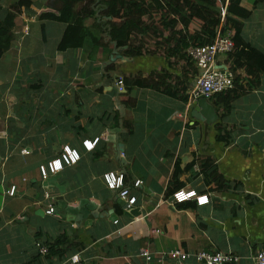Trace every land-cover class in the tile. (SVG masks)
Segmentation results:
<instances>
[{"label":"crops","instance_id":"crops-1","mask_svg":"<svg viewBox=\"0 0 264 264\" xmlns=\"http://www.w3.org/2000/svg\"><path fill=\"white\" fill-rule=\"evenodd\" d=\"M18 1L0 0V20ZM29 1L17 10L11 47L0 58V264H60L75 254L85 264H202L146 262L142 248L224 252L240 256L237 264H252L264 249V68L247 69L235 55H219L216 67L231 71L243 92L226 114L219 99L207 98L218 115L207 125L192 117L194 76L187 100L150 88L119 91L120 78L164 71L178 79L185 64L125 55L126 48L111 40L104 6L87 4L98 10L85 21L87 42L61 51L67 24L45 18L58 15L50 0ZM240 5L250 12L234 17L242 46L264 57V0ZM226 12L227 3L216 37L226 32ZM66 147L77 163H63V170L45 178L48 164L62 159ZM206 161L226 186L208 183L201 172ZM110 173L132 188L137 203L130 209L119 191L108 188L104 177ZM136 181L139 187H133ZM175 185L205 197L204 203L194 198L178 205V190L168 193ZM61 200L98 208L88 220H71L59 208ZM50 206L52 215L46 213ZM37 243L53 250L41 255Z\"/></svg>","mask_w":264,"mask_h":264},{"label":"trees","instance_id":"trees-1","mask_svg":"<svg viewBox=\"0 0 264 264\" xmlns=\"http://www.w3.org/2000/svg\"><path fill=\"white\" fill-rule=\"evenodd\" d=\"M84 0H50L51 8L56 15H47L52 19L67 24L65 34L58 49L82 48L90 34L85 21L96 18V7L104 6V12L111 21L106 24L110 30L111 40L118 47H124L125 55L137 57L141 55H161L173 63L181 61L185 64L183 74L177 78L167 72H153L147 77H126L123 79L126 88L140 87L162 90L165 93L187 100V91L190 80L196 75L197 69L194 61L188 55V48L203 46L211 43L217 36L221 24V8L227 3V15L223 30H234L235 48L231 54L235 55L237 64H244L247 69L254 66L260 71L264 68L263 55L254 49L245 52L242 46L244 40L241 35V25L234 19L236 16H245L248 13L241 7V0H86V5L77 9ZM29 0H19L11 10L6 20H0V58L11 47V32L20 7H29ZM96 7L88 9V5ZM195 25V30L191 28ZM225 32V31H224ZM153 36L154 42L147 40ZM238 60H241L238 62ZM243 60V61H242ZM256 73V72H255ZM172 80V81H171ZM243 92L237 82L233 88L215 95L220 106L226 114L232 103ZM217 126V125H216ZM201 172L209 184L226 186L223 177L214 168L210 161L203 163ZM178 180V171L175 172L173 182ZM180 185L169 188L172 196ZM190 201L178 205L190 204ZM53 250V248H48ZM50 252V251H49Z\"/></svg>","mask_w":264,"mask_h":264},{"label":"built area","instance_id":"built-area-1","mask_svg":"<svg viewBox=\"0 0 264 264\" xmlns=\"http://www.w3.org/2000/svg\"><path fill=\"white\" fill-rule=\"evenodd\" d=\"M221 30H223V28H221ZM234 48V32L228 29L225 34H219L211 43L203 46H192L187 50L188 55L194 61L197 69V73L193 78V85L189 90V98L191 101L195 102L201 98H211L233 88L235 84L234 75L229 70L217 68L216 60L221 54L232 53ZM117 88L120 92L125 90L123 78L118 79ZM91 149L92 145L89 146V150ZM62 159H64V161H62ZM62 159H57L48 164L47 171L43 172L45 178L48 177V172L57 174L63 170V163L67 165L76 164L78 156L75 152L73 153L66 147ZM104 179L109 189L119 191L120 197L126 200L128 209L137 203V198L132 195V188L125 185L122 175L119 176L115 173H110L105 175ZM139 185L140 181H136L133 187H139ZM14 191L15 188H12L10 194H13ZM173 196L176 197L179 203L193 201L194 198L197 199V204H202L205 201V197H194L191 192H186L184 190H179ZM46 198H50V195L46 194ZM46 213L50 215L54 214L55 207L50 206ZM37 247L41 255H45L49 252L48 247L41 243H37ZM139 256L146 262L154 259H172L180 263L194 261L202 264H237L241 260L240 256L230 253L215 251L190 252L183 249H175L166 253H153L149 249L142 248L139 252ZM60 264H85V261L79 254H75ZM252 264H264V249L254 255Z\"/></svg>","mask_w":264,"mask_h":264},{"label":"water","instance_id":"water-1","mask_svg":"<svg viewBox=\"0 0 264 264\" xmlns=\"http://www.w3.org/2000/svg\"><path fill=\"white\" fill-rule=\"evenodd\" d=\"M192 117L198 121L204 122L207 125L216 123L218 120V115L215 111V108L209 103L207 98H201L195 102L192 109ZM59 208L67 212L69 219L71 220L83 218L88 220L89 214L96 211L98 207H91V205H89L86 200L80 201L79 205L77 206H71L64 200H61L59 202ZM125 208L128 209L127 202L125 203Z\"/></svg>","mask_w":264,"mask_h":264},{"label":"rangeland","instance_id":"rangeland-1","mask_svg":"<svg viewBox=\"0 0 264 264\" xmlns=\"http://www.w3.org/2000/svg\"><path fill=\"white\" fill-rule=\"evenodd\" d=\"M227 15V12L225 13V16ZM223 20H224V23H223V27H225V18H223Z\"/></svg>","mask_w":264,"mask_h":264},{"label":"clouds","instance_id":"clouds-1","mask_svg":"<svg viewBox=\"0 0 264 264\" xmlns=\"http://www.w3.org/2000/svg\"><path fill=\"white\" fill-rule=\"evenodd\" d=\"M74 259H75V257H74Z\"/></svg>","mask_w":264,"mask_h":264}]
</instances>
